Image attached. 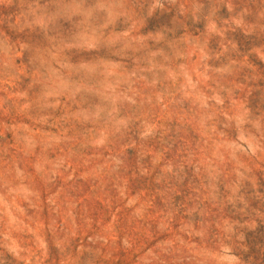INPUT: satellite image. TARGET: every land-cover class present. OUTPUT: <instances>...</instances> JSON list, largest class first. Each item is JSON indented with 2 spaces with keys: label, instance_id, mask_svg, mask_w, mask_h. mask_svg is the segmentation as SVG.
I'll use <instances>...</instances> for the list:
<instances>
[{
  "label": "rangeland",
  "instance_id": "374dc122",
  "mask_svg": "<svg viewBox=\"0 0 264 264\" xmlns=\"http://www.w3.org/2000/svg\"><path fill=\"white\" fill-rule=\"evenodd\" d=\"M0 264H264V0H0Z\"/></svg>",
  "mask_w": 264,
  "mask_h": 264
}]
</instances>
